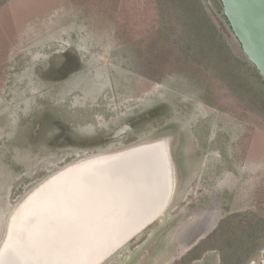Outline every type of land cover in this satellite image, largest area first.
Segmentation results:
<instances>
[{
	"label": "rangeland",
	"instance_id": "1",
	"mask_svg": "<svg viewBox=\"0 0 264 264\" xmlns=\"http://www.w3.org/2000/svg\"><path fill=\"white\" fill-rule=\"evenodd\" d=\"M204 1L245 58L223 12ZM69 53L81 68L54 80ZM155 142L171 162L170 202L99 264H221L220 249L185 257L227 217L264 219V119L175 52L152 1L0 9V248L16 211L57 174ZM246 264H264V250Z\"/></svg>",
	"mask_w": 264,
	"mask_h": 264
},
{
	"label": "bare ground",
	"instance_id": "2",
	"mask_svg": "<svg viewBox=\"0 0 264 264\" xmlns=\"http://www.w3.org/2000/svg\"><path fill=\"white\" fill-rule=\"evenodd\" d=\"M155 143L161 145L159 154L158 150L154 151L155 154L131 152L129 154L134 161L127 166L124 161L110 170H78L66 178L57 174L44 188H38L39 191L36 190L16 211L7 230L9 241L5 242L4 252H0V264H76L78 253L73 245L81 244L82 232L88 229V233L93 235L92 242L97 244L98 238H102L100 235L113 228L109 224L112 216L123 218L124 222L121 221L118 227L120 230L128 223L144 217L148 214L146 211H152L150 206L146 207L144 204L147 200L135 193L139 192L137 190L143 192L146 189L140 181L147 179L150 187L151 172L154 169L157 170L154 172L157 177L160 176V180L165 172L170 178L172 174L169 158L168 162L166 160L167 148L162 142ZM126 176L128 178L124 180ZM133 180H137L139 185L132 182ZM136 196L138 197L135 198ZM101 217L104 218L101 224L95 223V219ZM121 233L123 231L118 234ZM11 237L15 238L13 245L16 243V248L11 246L15 258L4 261L8 252L5 246L9 247ZM22 247H26L24 251Z\"/></svg>",
	"mask_w": 264,
	"mask_h": 264
},
{
	"label": "trees",
	"instance_id": "3",
	"mask_svg": "<svg viewBox=\"0 0 264 264\" xmlns=\"http://www.w3.org/2000/svg\"><path fill=\"white\" fill-rule=\"evenodd\" d=\"M9 1L0 0V9ZM149 1L155 3L161 30L175 52L186 63L202 67L240 104L264 119V79L245 55L240 58L233 52L205 1ZM210 1L223 12L220 0ZM80 68L78 58L69 53L61 68L50 72V77L61 81ZM239 219L238 215L225 218L214 237L192 250L185 261L189 263L200 258L204 251L220 249L221 264H246L252 256L263 251L264 219L256 218L250 222H239Z\"/></svg>",
	"mask_w": 264,
	"mask_h": 264
},
{
	"label": "water",
	"instance_id": "4",
	"mask_svg": "<svg viewBox=\"0 0 264 264\" xmlns=\"http://www.w3.org/2000/svg\"><path fill=\"white\" fill-rule=\"evenodd\" d=\"M222 9H223V15L226 18V20L229 23V26L238 40V42L241 45L242 51L244 55L247 57V60L256 68V70L259 72L260 76L264 79V0H220ZM161 145L159 143H152L148 145H142L139 147H136L134 149H131L129 151H125L122 153L96 158L78 165H75L68 170L62 172L59 175H64L62 178L69 177L75 173H77L78 170L81 172L87 171H96L99 169L100 171L103 170H110L114 168L117 164L120 162H127L131 160V156L129 153L131 152H146L155 154L154 151L158 154L161 149ZM168 152L166 160L168 162ZM133 162V161H131ZM170 162V159H169ZM150 164L152 163L149 162ZM164 164V163H163ZM171 162L169 163V165ZM103 165V166H102ZM166 168V167H165ZM153 170V168H152ZM157 170H153L151 172V186L153 188L149 187V184L147 183V179H143L140 181L141 185H145V188L148 190L150 188L149 198L145 196V199L147 202V206L152 208V211L148 212V214L144 215V217L139 218V220L133 223H128L124 228L120 229L123 231V233L118 234L121 232L118 227L124 222L121 217L112 216L113 219L109 221V224L112 228L109 232H104L103 235H100L102 238H98L97 244H94L92 242L93 235L91 232L88 233V229L86 232H82L81 236V244L79 246L73 245L78 253V258L76 259V264H99L101 261L108 257L114 250L117 249V247L129 239L131 234L136 233V230H139L140 228H143L149 219H153L154 217V211L156 209V206L158 205L157 202L163 203L162 206L165 208L166 202L168 201L169 194H170V187H171V178L167 175V172L164 173L163 178L161 180L159 177H157V174L155 175V172ZM58 175V176H59ZM56 177H53V180ZM124 178V177H123ZM128 176L125 177L124 180H126ZM159 179V183H158ZM170 180V183L168 182ZM51 180V179H50ZM52 181V180H51ZM50 181V182H51ZM123 180H121L122 182ZM49 181H47L40 189L44 188ZM39 189V190H40ZM37 190V191H39ZM141 191V190H140ZM146 206V207H147ZM162 207V208H163ZM110 210L107 209V211ZM98 217V216H96ZM151 217V218H150ZM104 219L96 218L95 223L101 224L100 222ZM151 219V220H152ZM100 220V221H99ZM67 224V223H66ZM64 223V225H66ZM125 228H127L125 230ZM119 231V232H118ZM15 238H10L9 247H6L7 255L4 261L15 258V253L13 254L11 250V246L14 249V246L16 248V243L13 245V241ZM8 240V233L4 240L3 245L0 248V252L3 251L4 245H6V241ZM9 241V240H8ZM26 247H22V250L24 251ZM10 250V252H9ZM4 252V251H3ZM13 254V255H12ZM17 259V257H16Z\"/></svg>",
	"mask_w": 264,
	"mask_h": 264
}]
</instances>
